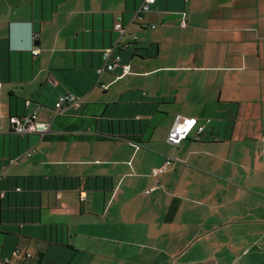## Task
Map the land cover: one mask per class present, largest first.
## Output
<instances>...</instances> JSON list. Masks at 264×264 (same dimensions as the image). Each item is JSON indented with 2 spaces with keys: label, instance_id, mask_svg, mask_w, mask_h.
Instances as JSON below:
<instances>
[{
  "label": "crops",
  "instance_id": "obj_1",
  "mask_svg": "<svg viewBox=\"0 0 264 264\" xmlns=\"http://www.w3.org/2000/svg\"><path fill=\"white\" fill-rule=\"evenodd\" d=\"M142 1L0 0V264H264V0Z\"/></svg>",
  "mask_w": 264,
  "mask_h": 264
},
{
  "label": "built area",
  "instance_id": "obj_2",
  "mask_svg": "<svg viewBox=\"0 0 264 264\" xmlns=\"http://www.w3.org/2000/svg\"><path fill=\"white\" fill-rule=\"evenodd\" d=\"M155 0H143L140 6L134 13L133 22H135L140 28L151 27L154 28L155 25H148L143 22L142 14L151 10V5ZM137 20V21H136ZM182 27H186V23L182 24ZM115 29L120 33V38L127 37L131 42H134L138 39V35L134 33H130L127 26L122 23H118L115 25ZM40 37L38 32L33 33V40H38ZM119 38V39H120ZM121 40V39H120ZM120 40L117 41L116 44L102 49V61L103 64L100 70L114 72L116 69H120L121 75H125L131 69V64H126L121 62V56L116 53V50L120 48ZM130 42V43H131ZM129 43V44H130ZM129 44L123 46L126 48ZM34 55L39 54L40 50L37 46H34L31 50ZM82 97L80 95L74 94L72 92H66L57 98L54 104V111L56 115L62 114L68 106L77 107L81 104ZM44 105H37V108L29 115H24L21 117H11V132L15 133L19 136H26L29 134L37 133L43 135L47 131L50 130L51 124L48 122H43L38 119V115L40 112L45 110ZM3 116V115H2ZM198 119L196 117H181L178 116L169 130L167 134V142L177 148L183 141L188 139L190 135L196 129V138H199V135L204 130V127L198 126ZM264 140V137H263ZM28 156L31 155L29 152ZM174 161L173 157H167L165 163L152 170V175L157 177L164 172H166L169 168V165ZM21 251L19 249L15 250V254H19ZM27 258H31L32 255L30 253H26ZM34 264H41L39 261H36Z\"/></svg>",
  "mask_w": 264,
  "mask_h": 264
},
{
  "label": "rangeland",
  "instance_id": "obj_3",
  "mask_svg": "<svg viewBox=\"0 0 264 264\" xmlns=\"http://www.w3.org/2000/svg\"><path fill=\"white\" fill-rule=\"evenodd\" d=\"M258 148H259L260 150H263V149H264V143L261 142V141H259V142H258Z\"/></svg>",
  "mask_w": 264,
  "mask_h": 264
},
{
  "label": "trees",
  "instance_id": "obj_4",
  "mask_svg": "<svg viewBox=\"0 0 264 264\" xmlns=\"http://www.w3.org/2000/svg\"><path fill=\"white\" fill-rule=\"evenodd\" d=\"M134 43H135V42H134ZM134 43H133V45H134ZM130 44H131V43H130ZM130 44H129V45H130ZM127 47H129V46H127Z\"/></svg>",
  "mask_w": 264,
  "mask_h": 264
}]
</instances>
